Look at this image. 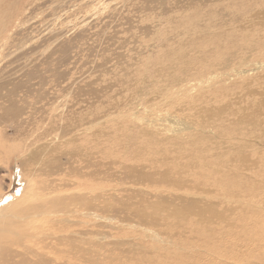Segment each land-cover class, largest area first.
Listing matches in <instances>:
<instances>
[{
    "label": "rangeland",
    "instance_id": "obj_1",
    "mask_svg": "<svg viewBox=\"0 0 264 264\" xmlns=\"http://www.w3.org/2000/svg\"><path fill=\"white\" fill-rule=\"evenodd\" d=\"M222 27L239 28L250 37V45L256 48L239 54L251 57L253 52L262 66H253L251 62L244 73L230 71L222 78L209 76L201 82L193 79L184 83L182 70H187L195 60L200 62L197 47L209 38L200 41L194 33L198 29L220 33ZM7 36L10 44L3 50L0 42V71L14 76L0 79V112L9 94L14 93L11 99L22 108L18 121L23 124V132H19L16 123L0 132L4 144L0 143V208L20 200L25 193L30 196L28 193L38 184L49 179L41 176L32 180L31 173H38L45 165L56 170L59 163L66 169V156L84 148L89 153L85 162L73 165L82 168V178L75 176L71 180H79L82 193L97 192L99 198L91 201L90 207L81 209L85 216L68 222L62 218L74 214L70 212L72 202L62 191L58 195L63 197L67 212L55 225L69 227L70 233L74 230L65 238L92 251L87 254L68 244L59 246L66 250L64 254H70L71 262L76 256L82 257L85 264H264V134L243 149H238L239 140L216 143L215 138L217 131L227 136L231 132L230 124L235 117H227L230 109L243 108L249 114L252 102L261 105L259 117L264 127V0H0V39ZM171 49H185V54H176L169 61L163 55L170 52L173 56ZM159 69L162 74L156 73ZM244 83L249 84L239 85ZM170 84L178 86H168V91L160 94L152 91L141 96L132 94L139 86L161 91ZM219 91L224 92L222 102L193 101L198 96L212 98L213 92ZM226 104L228 121L216 122V126L217 119L211 120L216 131L196 128L203 133L192 138L190 128H185V132L167 128L168 122L175 120L171 119L181 115L172 113L174 105L180 109L196 105L208 111ZM167 113L174 115L166 116ZM221 123L225 128L218 125ZM48 124L61 127L60 138L50 134L39 142V128L45 129ZM144 131L154 139L157 134L165 140L170 138L163 141L176 146L174 151L164 152L167 147L159 144L163 145L164 153L161 151L157 159L165 158L164 166L148 168L144 167V158V162L125 158L131 140L138 136L139 141H143L140 138L146 141L140 134ZM17 133L15 141L8 140ZM32 143L36 155L29 162L34 147L29 151L27 148ZM95 144L99 145V151ZM146 144L149 150L153 148ZM11 145L23 146V150L8 156L5 151ZM40 145H46L43 152ZM199 147L204 150L202 153L213 154L209 159H214L216 169L208 181L215 185L204 188L214 196L187 190L196 189V175H206L205 171L187 170L190 175L185 177H190L192 183L174 174L187 163L182 153L196 154ZM240 155L247 162L241 164ZM223 156H229L231 161L219 168ZM125 166H134L127 169L147 178L158 172L154 180L164 186L175 183L184 188V192L163 186L144 188L150 194L159 192L166 198L170 195L165 205L179 213L184 210L183 217L166 218V212L154 213L159 199L152 195L129 197L138 189L113 178L122 175L127 170ZM228 182L232 184L226 186ZM125 200L130 211L140 209L149 216L154 213L155 222H148V218L142 221L119 218L129 211L114 214L109 207L118 208ZM76 220L77 227L73 226ZM77 229L85 234L77 235L80 232Z\"/></svg>",
    "mask_w": 264,
    "mask_h": 264
},
{
    "label": "bare ground",
    "instance_id": "obj_2",
    "mask_svg": "<svg viewBox=\"0 0 264 264\" xmlns=\"http://www.w3.org/2000/svg\"><path fill=\"white\" fill-rule=\"evenodd\" d=\"M185 29L186 28L184 27V30ZM219 31L221 32L212 33L210 29H198L194 33L199 36L200 41H202L207 36H209V38L203 46L198 45L197 47L200 62L195 60L193 65L189 66L187 70H182L184 83L191 81L193 79L199 80V82H201L202 80L206 79V77H209V76H213L210 79H215L219 77L222 78V76L224 75L225 76L229 75L230 71L236 72V74L244 73L245 72L244 68L251 62L252 63L254 62L253 66H256V64L258 66H262L260 62H257V59L255 58L256 55H253L254 54L253 52L251 54V57H246V56L244 57V54H239L241 51L244 52L248 49L252 50L256 48L250 45L251 44V41L249 40L250 37L246 36L242 30H239V28L234 29V28H229V27H222V28H219ZM0 42H3V44H1V48L3 50L6 45L10 44L9 37L7 36V38L5 39H0ZM186 49L189 50V47H187ZM172 51H173L172 53H174L173 56L169 55L170 53L169 52V53H165L163 57L169 58L168 60L172 61L174 60V57L176 54L177 55L185 54V49H179L177 51L172 50ZM35 72H33V74H35ZM161 72L163 71L159 69L156 73L162 74ZM10 76H14V75L12 74L7 75V74H4L2 70L0 71V79L9 78ZM171 83H174V80ZM245 84L246 83L239 84V85L243 87ZM168 86H178V85L177 84L167 85L166 88L165 89L162 88L161 91L154 90L153 88H149V87L139 86L138 88L132 90V94L134 93L136 95L141 96L151 91L154 93L160 94V93L167 92ZM0 91H1V87H0ZM223 93L224 92H221V91H219L218 93L213 92V95H216L215 97L213 95H212V98L211 97L208 98L207 96H198V97H195L193 101L195 102L196 101H201V102L202 101H208V102L212 101L213 102L214 100L216 101L215 103H219V102H222V98L224 97ZM12 95H14V93L9 94L8 98L5 100L6 105L1 107L0 132L5 127L7 129L11 128V126H13L12 124L14 123L20 126L19 132L21 130L23 132V124L18 121L22 113V108L15 101L11 99ZM186 96H182V97H186ZM228 108L229 106L226 104L225 106H221V107L209 108L208 111H206L203 108H200V107L197 108L196 105H189L185 107L183 106L181 109L177 108L176 105H174L172 106V111H173L172 113L175 114L176 112H180L181 115L177 116L175 114L176 116L174 118L172 117L173 119H171V120H174V119L175 120L171 123L168 122L167 125L169 127L167 126L166 127L168 128L169 131H170V128H176V131L183 129L184 132H185L184 130L185 128H190L193 130L191 132V137L195 134H199L200 131H205L206 129L215 130L214 126L211 125V120L212 119L214 120V118H216L217 120H214L215 124L216 122H221V121L223 122V120L228 121V119L225 118V112L226 110H228ZM259 108L261 109V105L259 103L255 105L252 102L248 108L250 109V112H251L249 114H247L246 113L247 110L243 108H242L243 110L238 109L237 111H232L230 109L229 111L230 113L227 115V117H235V119L233 118L230 124L231 132L229 131L228 136H227L224 133L217 131V136L215 137L217 140L216 143L222 142V141H224V143H228V142H232L233 140H239L240 143L238 144V149H243L247 145L250 146L251 143L253 144L258 139H260L261 133L264 134L263 133L264 127H262L263 121L259 117ZM172 115L171 114L169 115L167 113L166 116H172ZM61 116H59V119ZM62 118L64 119L63 116ZM60 120H58L59 123H60ZM167 121L168 120L166 118V123ZM26 123H28V119ZM223 124L225 123L223 122ZM223 124L221 123L218 125L223 129L225 128ZM56 125H58V123H56ZM60 128L58 126H55V124H50V125L48 124L47 127L45 128L46 130L44 128H39L41 132L37 136V139L39 140V142H41L50 134L58 137L59 139L60 134L58 133H59ZM196 128L200 131L198 132ZM18 133L12 138H9L8 140L15 141L18 138L17 137ZM200 133H203V132H200ZM140 134L142 137L147 138L146 141L141 138L140 140H143V141H139L138 136L136 140L134 141L131 140V144L133 146H131V144L129 143L130 147H129V150L127 151L125 158L129 157L128 161H133V160L142 161V162L145 161L144 164L146 165H144V167L147 166L148 168L164 166L166 159L165 158H162V160L157 159V156H160L159 153L161 151L162 152L164 151V149L161 150L162 149L161 147L163 145L160 146L159 144H164V147L165 146L167 147L164 152L174 151L176 146H171L164 142V141L170 140V138H167V140H165V138L159 137V135L157 134L156 138L154 139L149 132H145V131L141 132ZM63 135H65V133H63ZM131 136L128 135V137H131ZM178 139L181 142V138H178ZM95 141L97 142V139ZM146 143L151 144L153 148L149 150L146 146L147 145ZM17 145L20 146L19 143ZM94 146L99 151V145L95 144ZM33 147L34 149L29 153V156H30L28 158L29 162L30 161L32 162L33 159L35 158L36 147H35V144L32 143L27 148V151H29V149ZM157 148L159 149V151L157 150ZM45 149H46V145H40V149H39L40 152H43ZM153 149H155V153H153L154 152ZM19 150L22 151L23 146L19 148H15L14 145L13 146L11 145L6 148L5 154H7L8 156H12L14 152L19 151ZM197 150L199 152H197L196 154H186L185 152L182 153L183 158L187 160V163L184 166V168H177L174 171L175 172L174 174L175 176L185 177V175L186 176L190 175L188 174L187 170L193 171V170L199 169V170L205 171L206 175L203 173L196 175L197 176L196 189L188 188L187 190L188 192L189 191L193 192L194 190H197L201 194V196H206V195L214 196L212 191L204 188L205 186L208 187L209 186L208 184L215 185L214 183H211L208 181V179L213 176L215 169H216L215 164H213L214 159L213 160L209 159V156L213 154L209 153V155H207V154L202 153L204 152V150L200 147ZM87 155H89L87 150L84 148H80L78 151L71 152L66 156L68 160L67 161L68 167L66 169L63 168L62 165L59 163L58 169L56 170L49 169L48 166L45 165L44 169L38 170L41 173L39 172L31 173L32 180L34 179L37 180V178H40L41 176L49 177V179L43 183L38 184V187H36V189L32 193L31 192L30 194L28 193V195L30 196H27L25 193L24 195H22V198H20V200L18 199L16 202H11L9 205L3 206L0 208V264H78V263L85 264V260L82 257H76V256L73 257L74 261L71 262V258H69L70 254L69 253L64 254L66 250H61L59 246L68 244L72 246V248H78L80 249V251H82L83 253H87V254H90L92 252L91 249L86 250L83 247L74 245L71 240H67L65 238L67 237V234L75 233V231L73 230V232L70 233L69 227L61 225V224L55 225V222L60 219V216H62L63 214H65V212H67V210L63 208V200H64L63 197L58 196L61 193V191L66 194V199L72 202L70 212L74 211V214H71V217L68 216V217L62 218L64 219V221L67 220L68 222H71V220H75V218L81 215L85 216L86 214H83V211L81 209L90 207L91 206L90 202L99 198V194H95L97 192L93 194L89 193L90 195L82 193L81 190H83V186L80 184L79 180L77 179H76L77 181L71 180L72 179L71 177H75V176L79 179L82 178L80 174L82 168H79L73 165H77L76 163H81V162L84 163L85 162L84 160L87 157ZM162 155L164 156V154ZM116 157L118 156L116 155L114 158ZM142 158H144V161L142 160ZM223 158H224L223 162L217 161L219 168L222 167L223 164L229 163L231 161L229 156H226V157L223 156ZM121 159H123V157ZM238 159L241 161V164L247 162V160L244 159L242 155H240ZM130 167H134V166H125L123 168L127 169ZM236 168L237 166H235L232 170H235ZM69 169L72 170V173L67 172V170ZM5 172L8 173V170L7 171L5 170ZM181 172H184V173L181 174ZM25 173H28V172H25ZM157 173L158 172H152L151 174L148 175V178H147L146 176L139 174L138 172L134 170L127 169L122 173V175H119L113 178H115L117 181L125 184L128 187L133 186L138 189L136 190V192H132L131 194H129V197L135 195L137 197L144 196L145 198L148 195H152L156 197V199H159L155 204V207H154L155 209L153 208L154 213H157V214L159 213L162 215V212H166L167 213L166 218L183 217V215L185 214L184 210H182L179 213L176 211H172L170 207L165 205V202L167 201L166 199H170L171 197L170 195H168L166 198V197H163L162 194L159 192H157L156 194H150L151 192H148V190L147 192L144 191V188L150 189L155 186L168 187L169 189L175 190V191H183V192L185 191L184 188L178 187L177 185H175V183L164 186L163 183L154 180L153 178ZM8 174L5 177H8ZM7 179L10 180V178H7ZM185 179H186V182L188 183L193 182V180L190 179V177L188 179L185 177ZM229 184H232V183L228 182L226 186H230ZM6 186L9 189L10 184L8 183V185ZM1 187H2V184L0 183V188ZM93 187H95V185ZM71 188L73 191H70ZM6 189L7 188H5V190ZM91 191L93 190L91 189ZM69 192H73L74 195H68L67 193ZM91 195H96V197H90ZM145 203H147V201ZM109 208L111 211L114 212V214L122 215L126 211H129L128 214L118 216L119 218L123 220L137 219L138 221H142L148 218L147 220L148 222L150 223L155 222L156 217L154 216V213L149 216L148 213L143 212L140 209L130 211L129 210L130 204L127 202V200L123 201L120 207L118 208L116 206H112V208L111 207ZM57 211H58V214H56V216H58V218H56L55 216V213ZM77 223H78V220H76V223H73V226L79 225ZM77 230L80 231L77 235L85 234V232L81 231V229H77ZM82 260H84V263L82 262Z\"/></svg>",
    "mask_w": 264,
    "mask_h": 264
}]
</instances>
